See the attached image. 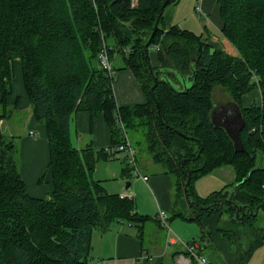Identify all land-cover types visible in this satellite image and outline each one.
I'll return each mask as SVG.
<instances>
[{"label": "trees", "instance_id": "1", "mask_svg": "<svg viewBox=\"0 0 264 264\" xmlns=\"http://www.w3.org/2000/svg\"><path fill=\"white\" fill-rule=\"evenodd\" d=\"M177 1L168 0L165 11ZM165 2L141 0L132 8L131 0L15 1L13 31L0 35V95L5 102L11 93L14 63L19 59L27 96L37 123L46 130L49 146V162L39 183L44 184L49 176L51 189L44 199L31 197L13 153V140H2L0 264H94L96 230L105 232L123 222L143 231L151 220L163 228L158 218L139 214L133 198L109 194L93 179L97 155L109 159L117 153L74 147L71 122L80 112L104 114L111 146L125 141L119 118L126 131L138 132L153 162L175 178L172 219L200 222L220 215L217 231L239 248L237 264H248L264 246V223L259 222L264 209L257 216L249 210L264 206V61L254 56V40L264 39V0H217L221 34L238 56L214 48L194 33L168 27L165 12L160 17ZM5 9V0H0V23ZM158 20L156 36L147 46ZM256 21H261L263 30H258ZM104 44L111 49V61L116 53L123 69L131 71L145 103L117 106L112 81L99 63ZM152 47H157V67L151 63ZM149 66L158 79L153 92ZM171 70L194 76V86L185 93L173 90L160 78L168 75L179 85ZM216 87L227 91L230 108L240 109L243 153L236 152L233 140L220 126L219 117L225 123L228 117L223 109L215 110ZM254 90L262 92L261 103L244 106V98ZM224 167H233L235 182L207 198L200 197L197 180ZM123 172L131 175L130 167ZM181 201L186 203L184 210L178 207Z\"/></svg>", "mask_w": 264, "mask_h": 264}, {"label": "crops", "instance_id": "2", "mask_svg": "<svg viewBox=\"0 0 264 264\" xmlns=\"http://www.w3.org/2000/svg\"><path fill=\"white\" fill-rule=\"evenodd\" d=\"M197 7L202 9V14L197 13ZM165 17L168 27L177 26L197 36H201L202 39L209 41L214 48L222 49L221 43L216 41V39L219 40L223 38L221 34L223 22L220 17L217 0H178L177 3L170 5L166 9ZM156 51L154 55L150 53L151 63L154 67L160 64ZM17 63L20 65V63L16 61L15 78L12 82L11 93L6 97L5 102L2 101V96L0 95V155L2 140L12 139L11 131L9 132V130H6L8 133H3L6 121L11 119L12 115L16 112L31 110L28 117L27 134L21 137L19 170L26 184L28 194L33 198L44 199L46 198L47 192L51 189L50 184H48L50 179L49 176H47L44 184H40L39 179L46 171L49 162L48 140L44 126L38 124L35 119L30 100L25 90L21 66H18ZM6 109H11V112L8 113ZM222 117L223 116L220 118L221 122ZM73 121L77 129L76 136L79 137L80 133L81 142L84 139L85 146H81L80 149L93 146L95 150H100L111 145V130L103 113L92 114L90 112H80L74 117ZM82 136L85 137L82 138ZM221 169L218 170L221 171ZM142 174L148 176L144 172ZM149 182H151L149 190H151V195L154 197L152 204L150 203L151 212L145 213L147 205L140 204L139 200L136 201V211L141 215L149 214L147 215L149 217H151V213L154 214L156 211L154 219H157L158 212L160 211L171 212L172 214L174 210L173 196L176 187L174 188L175 184H173L171 178L168 174L164 173L162 176L155 175L149 178ZM131 186L132 185H130V187ZM201 188H203V186H201ZM195 189L197 194L202 197L198 191V184H195ZM122 193L127 195L132 194V198L134 199L133 193H129L127 188L126 191ZM219 218L220 215H213L198 222L202 226L201 233L205 234L204 238L201 240L202 242L208 241L207 244L212 246L210 241H212L214 235L219 241L220 248L227 251L233 244L217 231ZM151 221L155 222L154 220ZM190 221L197 222L194 220ZM155 223L160 229L164 228H161L159 223ZM147 225L148 223L144 226L143 231L123 222L114 223L110 229L105 232L96 230L92 239L93 261H103L105 264H165L164 257L161 255L160 251H158V247H154L151 242H146V237H148L146 233ZM207 227L209 229L208 233L206 231ZM165 236L167 238L165 237L164 248L177 247V245H168L169 233H166ZM194 242L200 244L201 249L199 251L201 254L205 255L204 249L206 246L198 241ZM177 252H179V254L173 257V259L176 258L178 262L179 256L186 253L181 247L176 248L175 253ZM236 252H239L238 247H236ZM93 253H96L97 257H95ZM207 256L212 264H228L227 261H224L226 258L223 260L218 251H213Z\"/></svg>", "mask_w": 264, "mask_h": 264}, {"label": "rangeland", "instance_id": "3", "mask_svg": "<svg viewBox=\"0 0 264 264\" xmlns=\"http://www.w3.org/2000/svg\"><path fill=\"white\" fill-rule=\"evenodd\" d=\"M15 1L16 0H5L6 3V9L3 14L2 23H0V35L1 32L9 31L12 32L14 28V23L11 20L12 14L11 10L13 7H15ZM12 23V24H11ZM253 24V22H252ZM256 26H258V30H263V26L261 21H256ZM256 28V27H255ZM9 29V30H7ZM216 41H219L222 45V49H224L227 53L231 55H240V53L237 51V49L224 37L220 38L219 40L216 39ZM255 43V53L254 56L258 59L259 62L264 61V39H261V42ZM253 44V41L248 43V51H250V46ZM157 50L154 47L150 48L151 55L155 54V51ZM110 57V53H109ZM115 57V58H114ZM114 59L112 62L113 68L116 72L114 75L113 81H112V87H113V93L114 97L117 103V106L123 107V106H133L137 104H143L146 102V98L143 95V92L140 90V87L134 78L133 74L129 70L123 69V63L120 60L119 57L116 56V53L114 54ZM16 61L20 62L19 59ZM16 64V62L14 63ZM18 66H20L17 63ZM19 78V75H18ZM176 85V84H175ZM180 86V83L179 85ZM262 92L259 90H254L246 97L244 98V106H251L253 103L260 104L261 103V94ZM214 101L216 107H226V104L230 102V97L227 91L221 87H216L214 91ZM233 105V104H232ZM236 109V108H235ZM6 111L9 113L11 112V109H6ZM31 110H25V111H19L12 115L11 119H8L6 121L5 128L3 129V133H8L6 130L11 131V138L15 145L14 155H16L18 158L20 157V142L21 137L27 134V126H28V117L30 115ZM232 113V112H231ZM75 117V116H74ZM73 117V119H74ZM72 119L71 122V135H72V143L74 147L80 149L81 146L84 145V139L81 142V137L79 133V137L77 135V129L76 125ZM238 127V125H234L233 128ZM237 129V128H236ZM127 133L129 135L131 144L133 148L136 151V158L137 163L139 166V169L141 173H145L149 176V178L154 177L155 175L164 174L167 169L160 164H155L150 157V155L146 151V146L144 143V140L142 137L138 134L137 131L133 130H127ZM122 135L118 136V139L121 138ZM85 136H82V138ZM143 141V142H142ZM81 142V144H80ZM111 146V145H110ZM108 146V147H110ZM106 149V148H105ZM97 165L95 172L93 174V179L96 181H99L102 187L109 193V194H119L123 191H126L127 183H131V187L128 189L129 193H133L134 200H135V206L136 201L139 200V203L142 205H147L146 212H151V205L153 202V195H151V190H149L151 182L146 184L142 178L139 176H136L135 173L132 171V167L129 164V161L127 160V156L125 153H117L114 157H111L109 159H105L104 155L100 156L97 155ZM264 165V157L261 158ZM130 167L131 169V175L126 176L123 172L124 168ZM173 184H175V178L172 175H168ZM236 175L233 167H226L221 169V171L217 170L214 171L211 174L205 175L201 178H199L196 184H198V191L200 195L204 198H207L211 193L215 191H221L224 187H226L229 184H232L235 182ZM203 186V188H201ZM175 188V186H174ZM123 194V193H122ZM120 194V195H122ZM132 195V194H130ZM175 191H174V202H175ZM177 200V199H176ZM185 204V205H184ZM179 202V209L184 210L186 209V203ZM158 212V210H157ZM191 212V211H190ZM168 216L170 217V227H171V235L176 236L180 239V241L184 243H190L194 241H198L202 244H204L206 247L204 249V254L207 256L213 251H218L221 255V258L225 262L227 261L228 264H237L239 252L234 251L231 246L230 249L223 250L219 246V241L217 238H212V241H210V246L208 241L202 242V236L205 234L201 233L202 226L198 222H191L187 221L181 218H174L172 219L173 213L166 212ZM159 214V212H158ZM143 215H149V214H143ZM156 211L154 214H150L152 218H155ZM260 223H264V213H260L259 218ZM168 228L160 229L157 224L153 221L148 222L147 225V231L148 237H146V242L151 244L154 247H158V251H160L161 255L164 257L165 264H179L177 262V259H173L176 248L181 247V244L179 243L177 247H166L164 248V241H165V235L168 234ZM208 227L206 228V231L208 233ZM205 231V232H206ZM212 232V231H211ZM201 233V234H200ZM212 235V234H211ZM167 238V237H166ZM179 241V242H180ZM162 249H161V248ZM164 248V249H163ZM164 250V251H163ZM226 251V252H225ZM95 257H97L96 253H93ZM208 257V256H207ZM196 264V263H194ZM248 264H264V246L260 247L252 256Z\"/></svg>", "mask_w": 264, "mask_h": 264}, {"label": "built area", "instance_id": "4", "mask_svg": "<svg viewBox=\"0 0 264 264\" xmlns=\"http://www.w3.org/2000/svg\"><path fill=\"white\" fill-rule=\"evenodd\" d=\"M140 1L141 0H131V7L137 8ZM197 13L202 14V9L198 8ZM110 50L111 49L108 48L106 44L103 45L102 49L99 52V63L101 65V68L105 71L107 78L110 79L111 81H113V78H114V75L116 74V72L113 68V64H112L111 59L109 57ZM125 51L129 52L130 49L128 48ZM117 121H118V124H119V127H120L122 133L124 134L125 141L121 144L116 145V146L107 147L105 150L110 152V153H125L127 156V160L129 161V164L132 167L131 169L135 173V175L142 178V180L145 183H148L149 177L143 175L141 173L139 167H138L137 158H136V151L131 144L129 135L125 129L124 124L120 118ZM120 197H121V199H125V198L131 199L132 195L122 194ZM157 218L163 227L169 229L168 233L170 236L168 237V245L174 246V245H178L180 243L182 250L186 253V254H182L181 256H179V258H178L179 264H193V263H196V264H212V262L209 260V258L207 256L200 253L199 250L201 249V246L199 243H197V242L184 243V242L180 241V239L178 237L171 235L172 230H171V227L169 225L170 224L169 223V216L165 211H160ZM94 264H105V263L103 261H101V262H97Z\"/></svg>", "mask_w": 264, "mask_h": 264}, {"label": "water", "instance_id": "5", "mask_svg": "<svg viewBox=\"0 0 264 264\" xmlns=\"http://www.w3.org/2000/svg\"><path fill=\"white\" fill-rule=\"evenodd\" d=\"M167 3H168V0H166L165 4L161 8L160 17L163 15ZM158 25H159V20L156 23V26L154 28L153 33L151 34V37H150V39H149V41L147 43V46H149L152 43L153 39L155 38L156 33H157V29H158ZM149 70H150L152 76L154 77V81H155L154 87L152 88V92H153L154 89L158 85V79L156 78V76H155V74L153 72L152 66H149ZM171 71L173 72L172 74L174 75V77H176L178 79V81L181 83V86H178V84L175 85V83L170 79V77L168 75L162 74L160 76V78L161 79L164 78L169 83V85L171 86V88L173 90H175L177 92L185 93L188 90V88L194 86V76H185V75L180 74L176 70H171ZM235 108H236V112H237V115H235V117H236L235 121L233 120L234 118H232V120H230V117H228L227 120H226V123L224 121H222L223 123H221L220 126L225 128V130L227 131L228 135L233 140L236 152L243 153V152L246 151V149L244 147V144L242 142V139H241V131L244 128V122H243V119H242V114L240 112V109L238 107H235ZM216 109H217V107L215 105V110ZM215 110H214V112H215ZM236 123L238 125V127H236L237 129L233 128V125H232V124H236ZM180 135H182V134H180ZM198 156H200V154ZM189 176H190V174H189ZM189 183H190V178H189L188 182L186 183L185 191H186ZM130 185H131V183H128L126 188L129 189ZM261 209H264V206H258V207H256L255 210L250 208L249 209L250 210V214L252 216H257ZM245 210H246V207L243 208V213H242V216H241L240 219H243V217L245 215ZM238 216H239V210H238V212L236 214L237 218H238ZM191 220H193V218H191ZM232 249L235 251L236 250V246H233Z\"/></svg>", "mask_w": 264, "mask_h": 264}, {"label": "flooded vegetation", "instance_id": "6", "mask_svg": "<svg viewBox=\"0 0 264 264\" xmlns=\"http://www.w3.org/2000/svg\"><path fill=\"white\" fill-rule=\"evenodd\" d=\"M231 106H230V104L229 103H227L226 104V107L225 108H223V107H217V109L218 110H221V109H223V111H224V113H225V116H226V118L227 117H230V120H232V118H234L233 120L235 121V115H237V112H236V110H235V108H230ZM229 109V110H228ZM232 113H231V112ZM219 118H221V117H219ZM221 123H223V122H221ZM233 126L234 125H237V123L236 124H232Z\"/></svg>", "mask_w": 264, "mask_h": 264}, {"label": "bare ground", "instance_id": "7", "mask_svg": "<svg viewBox=\"0 0 264 264\" xmlns=\"http://www.w3.org/2000/svg\"><path fill=\"white\" fill-rule=\"evenodd\" d=\"M198 8V7H197ZM165 12V11H164ZM203 13V12H202Z\"/></svg>", "mask_w": 264, "mask_h": 264}]
</instances>
